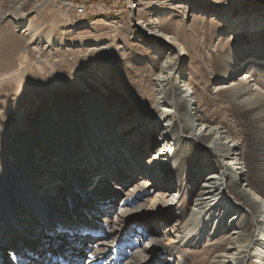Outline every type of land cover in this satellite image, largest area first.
I'll use <instances>...</instances> for the list:
<instances>
[{
    "label": "bare ground",
    "instance_id": "1",
    "mask_svg": "<svg viewBox=\"0 0 264 264\" xmlns=\"http://www.w3.org/2000/svg\"><path fill=\"white\" fill-rule=\"evenodd\" d=\"M5 1L0 0V114L10 112L3 110L7 104L29 117L22 127L0 132V264H73L78 254L87 255L85 264H168L170 253L187 264L180 248L192 251L203 240L227 235L228 242L209 264H264V190L255 191L248 179L240 140L203 117L201 95L191 80L196 69L181 71L187 52L159 20L160 15L178 14L190 18L191 27L209 17L231 42L220 52L211 90L221 89L250 107L251 157L255 150L260 153L251 170L264 180V0H142L156 7L157 14L141 27L160 64L152 84L131 81L139 86L136 93L127 86L130 81L109 74L103 56L109 44L59 41L66 28L79 27L75 23L39 35L36 18L21 11L24 3L13 6L8 0L7 12H2ZM41 1L38 16L56 22L62 0ZM242 36L251 46L235 48L233 41ZM150 97L154 103L147 109ZM120 121L123 126L117 125ZM56 126L61 128L54 133ZM204 140L215 146L207 151L213 154L211 163L202 152ZM150 142L158 148L140 160ZM181 162L182 173L176 176L174 166ZM209 166L212 171L205 173ZM146 181L154 184L150 193L158 188L176 204L192 196L189 215L181 224L179 218L167 226L173 238L164 243L153 228L154 216H148L151 225L140 216L147 202L140 199ZM218 182H224L223 193L230 191L234 201L211 192ZM162 192L147 209L153 213L166 203L164 216L169 218L178 208L170 209ZM119 196L123 201L117 204ZM140 221L144 224L137 225Z\"/></svg>",
    "mask_w": 264,
    "mask_h": 264
},
{
    "label": "rangeland",
    "instance_id": "2",
    "mask_svg": "<svg viewBox=\"0 0 264 264\" xmlns=\"http://www.w3.org/2000/svg\"><path fill=\"white\" fill-rule=\"evenodd\" d=\"M13 1V6H18L19 4H21V2H23L24 8L21 11H28L26 12L28 14L27 17L36 18L35 25L36 27H38L36 31L39 35H43L45 31L52 30L53 32H56V26L69 27L68 24L75 23L80 24L79 27L76 29H73L74 27L66 28V36H64L63 39L59 38V41H63L65 45L87 43L90 46H93L96 42V44L101 46L109 44L111 46L109 53L107 55H103L106 61H108V68L110 70L109 74H115L118 79H123L126 82L130 81L129 83H127V86L130 87V90H134L135 93L138 91L139 86L136 87L135 85L130 83H139L140 85L143 84L145 86L153 83L154 77L158 73L156 70L158 69L160 60H158V63L157 60H154L153 53L149 48V44L151 43L150 35L148 33H145L141 27V22L148 23V21L157 14L156 10H153L156 7L150 5L151 0H144V2L149 1L150 3L147 6L143 4L142 0H62L65 3H63L62 1H58V3H62L63 7L62 10L56 11L58 17L56 18V22L48 20L46 17L42 18L40 17V15L38 16L39 12H37L36 10L41 6L42 3H44V1ZM192 1L202 2L204 0ZM9 2L10 1L7 0L4 2V4H2V12H7L6 6L9 4ZM251 4L248 5L247 8H249V6H252ZM245 10L246 9L243 8L242 10H240V12ZM9 11H13V7H11ZM63 19L66 21H64ZM159 20L161 25L165 26V32H168L169 34L175 36L176 40L182 44L184 50L188 54L185 55V59L182 62L183 68L181 71L189 72L191 69L190 66H192V69L193 66L196 69L197 73H194V71L190 72L191 74H193L191 76V80L194 81L195 87L201 95L200 108L203 117L209 124L220 125L221 128L223 127L224 130L232 132L240 140L246 153L245 156H242V158L247 160L245 169H247L248 179L251 182H254L253 184L255 191L258 189H261L263 191L264 180L260 178L257 179V176L254 175L253 172L254 168L252 167V159L254 160L255 158L257 160L260 153L255 150L254 158L251 157V149L252 145L254 144L252 142L250 107L247 105L243 106L244 104H239L238 101L233 100V98L225 96L224 94H222L221 89L217 91L215 90L216 92L211 90V78L213 76V73H216V63L219 59L220 52L224 48L228 47L231 42L228 41L227 44V41L224 40L225 36L221 35L223 33H219L217 22L212 19L210 20L209 17H207L204 22L200 20L197 21L191 27L189 26V24L191 23V19L189 18L188 20H185L181 15L178 14L177 16L171 14L160 15ZM146 27L152 29L151 25H147ZM58 29L61 31L60 28ZM243 45H245L246 47L251 46V43L246 41V38H244V36L240 37L237 42H235V40L233 41V46L235 48ZM122 49H124V51H121ZM254 49L256 48L254 47ZM18 56L21 57L22 52H20ZM247 58H249V56L246 54L245 62ZM175 59L178 60L177 57H175ZM247 66V64L244 65L243 69H240L239 72L242 74V72H244V68ZM12 74L13 71H10L8 76H11ZM126 76L129 78H126ZM262 83L263 82H261V84ZM117 84L123 85L119 81H117ZM192 102L193 101L191 100V98L187 99L188 111L191 108ZM153 103L154 102L152 101V97H150V100L145 99V105L147 106V109L148 107L152 108ZM6 105H4L3 110H10V112L5 113L4 117L3 114H0V132L9 130V128L14 125H21L22 127L28 121L29 117V112L21 110L20 112L16 113V111H13L9 108V106ZM122 121H120L117 125L123 126L124 122ZM60 128V126H56L52 131L54 133H57L58 129L60 130ZM151 132H153L155 135L157 133L155 131ZM204 141V150L202 152L205 151V155L207 156L206 159L211 163L213 154L209 156L210 154H208L207 151H209V149L212 150L211 147L215 148V146L209 145V141L207 142V140L205 142ZM157 148V143L150 142L149 146L145 144V147L143 148L145 150V153L143 154V156H141L140 160L146 158L148 159V157L153 155L152 152H155ZM232 165L233 164H230L229 167L232 168ZM251 167L253 168L252 170ZM174 168L179 169L178 172H173L176 176H178L180 172L182 173V162L178 166H174ZM212 169L213 167L211 166L207 167L205 173H210ZM123 173L124 172L121 170L120 175H123ZM137 174L139 173L136 172V175ZM142 179H140L141 182L144 181ZM200 180L198 182V187L200 186ZM144 183L147 184V187L143 189L140 199L142 200V202H147L139 211L141 214L140 216L144 217V221L150 225L152 220L149 219L148 216L150 214L154 216L153 219L155 220V222L153 224V228L157 230V237L161 242L164 243L168 238H173L171 237L173 236L171 231H165L167 226H172V224L179 218L180 220L178 221V223L181 224L189 215V212L191 211L193 206L192 196L190 197L189 194H187V197L186 195L184 197L186 199L184 200L183 204L181 201L176 204V202L174 201L175 199H170L169 196H165V192L158 191V188L156 189L157 191H155V193H150L153 189L155 190L154 184L152 182L146 181ZM223 184L224 182H218V188L216 190H211V192H214L219 196L224 194L225 198L227 197L230 199V201H234V196L230 191L227 193H223ZM159 192L164 193V197H166L164 198V200L168 198L170 199V209L177 206L178 209L176 210V212H174L178 214V212L180 211L179 217L175 216L176 214L170 215L169 218H166L164 216L165 212L167 211V209H165L166 203H161L159 205V210H154L153 213L152 211H150V208L147 209L150 201L155 198L154 195ZM171 192L175 191H173L172 189ZM170 194L171 193H169V195ZM102 199L103 197L101 196L97 200ZM122 201L123 196H119L116 200L117 204ZM172 201L173 203H175L173 204ZM262 211H264V206L261 207V213ZM231 215L232 214L229 213V215L226 216V219H229V216ZM142 221L138 222L137 225L144 224V222ZM93 230L94 231H92V233L97 232V229ZM101 236L103 235H100V237ZM178 237H180V235ZM225 237L230 238L227 235L218 238V240L210 241V239H208V241L205 240V242L203 240L202 246L199 249H194L191 251L189 250V248L183 247L179 250L182 254V257L187 258L188 256L187 264H209V262L211 263V259L213 260L214 254L216 255L217 253H219L223 245L228 242ZM210 242H214V244H210ZM216 244H219L218 248ZM83 245L87 246L86 240L83 241ZM165 257V260L168 259V264L180 263V259L176 261L175 253H170ZM86 261V254H78L76 257L72 258L71 263L85 264ZM58 262L59 264H66L62 260Z\"/></svg>",
    "mask_w": 264,
    "mask_h": 264
}]
</instances>
